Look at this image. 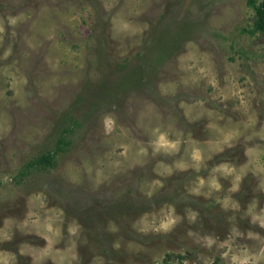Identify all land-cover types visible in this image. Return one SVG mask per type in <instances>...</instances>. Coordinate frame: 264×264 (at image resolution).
I'll return each instance as SVG.
<instances>
[{
	"label": "rangeland",
	"instance_id": "374dc122",
	"mask_svg": "<svg viewBox=\"0 0 264 264\" xmlns=\"http://www.w3.org/2000/svg\"><path fill=\"white\" fill-rule=\"evenodd\" d=\"M260 2L0 0V264H264Z\"/></svg>",
	"mask_w": 264,
	"mask_h": 264
},
{
	"label": "trees",
	"instance_id": "16d2710c",
	"mask_svg": "<svg viewBox=\"0 0 264 264\" xmlns=\"http://www.w3.org/2000/svg\"><path fill=\"white\" fill-rule=\"evenodd\" d=\"M254 25L257 31L264 33V0H261L260 4L256 6V19ZM67 143V141L60 140L58 143V150H63L68 145ZM54 155L55 153L53 154L50 152L37 157L28 164L27 169H47L52 167L54 165ZM170 262V259L166 260V264H171Z\"/></svg>",
	"mask_w": 264,
	"mask_h": 264
},
{
	"label": "clouds",
	"instance_id": "9594fccd",
	"mask_svg": "<svg viewBox=\"0 0 264 264\" xmlns=\"http://www.w3.org/2000/svg\"><path fill=\"white\" fill-rule=\"evenodd\" d=\"M168 225H165V227H167Z\"/></svg>",
	"mask_w": 264,
	"mask_h": 264
}]
</instances>
